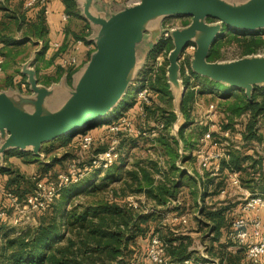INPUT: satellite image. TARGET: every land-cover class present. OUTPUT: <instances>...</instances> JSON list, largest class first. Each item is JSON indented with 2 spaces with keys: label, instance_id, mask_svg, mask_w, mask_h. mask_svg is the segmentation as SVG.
Masks as SVG:
<instances>
[{
  "label": "trees",
  "instance_id": "obj_1",
  "mask_svg": "<svg viewBox=\"0 0 264 264\" xmlns=\"http://www.w3.org/2000/svg\"><path fill=\"white\" fill-rule=\"evenodd\" d=\"M5 1L8 2L9 0ZM61 1L65 6V14L68 17L80 18L75 0ZM11 2L15 3L14 9L4 5L5 13L8 14L7 17H11L13 24L22 32L21 34H23V31L25 32L23 34L24 38L28 37V33L31 32L37 38V41L42 43L40 51L36 54V61H38L42 55L44 56L48 48L43 9L38 4L32 6H37L39 7L38 11L40 10L32 20L27 14L28 9L32 7L25 8L22 0H10L9 3ZM213 21L212 19L207 20L209 23ZM188 24L189 21L187 20L183 26H187ZM222 31H225V29ZM89 33L90 25L85 22L82 32L74 34L72 40L73 42L80 40L83 43L92 44L93 42L89 43L86 38ZM68 42L69 40H64L56 55L66 50ZM24 44L23 40L16 41L12 36H5L0 33V58L3 59L0 71H5L7 67L8 60H6V54L19 55L22 52L19 48H22ZM226 44H235L237 46L238 50H240L239 58L257 54L264 47V32L248 34L226 32L224 35L220 33L210 47L207 61H218L220 59V48ZM13 47L18 49H15L13 52ZM172 48L171 40H165L161 44H158V47L154 51H156L155 53L165 51L168 54ZM90 54H88V59ZM167 63L168 61L165 60V64ZM186 64L189 73L197 76L191 70L188 58ZM58 68L60 69V74H57L55 78L45 79L44 82L39 80L38 82L46 86L57 82L64 70L62 66H58ZM183 69L181 65L182 75L184 73ZM35 72L36 74L38 73L37 69H35ZM69 75L68 77L66 76L68 82L71 79ZM204 80L209 86L213 87L212 91L206 90V93H216L214 88L223 92L222 94L219 93L221 96L217 97L221 99L220 105L229 117L241 116L243 114L248 115L247 121L244 124L242 138L246 142L255 139L257 142L264 140L258 134V127L256 126L257 117L260 114H264V87L254 86L251 97L248 99L242 89H235L205 77ZM186 81L187 79H185V84ZM133 82L138 83L140 87L147 86L150 93L154 91L156 97L160 99H163V96H160L161 94H171L165 70L159 71L156 67L143 70L140 79ZM22 84L28 86L25 76H22L19 81L20 88ZM128 92L129 89L126 91L125 96ZM196 95L194 89H187L181 97L180 110L187 122L190 119L191 104ZM150 99L148 104L141 103L143 113L148 112V106L151 105ZM135 104L136 100L134 99L124 107H118L114 111L115 115L105 122L99 121L90 129L60 136L54 139L52 143L59 141L64 146H69L74 137H78L76 142H78V147L80 148L81 139L88 131L93 130L97 126L102 127L105 125V130L108 132V126L116 123L122 116L121 113L119 115L118 113L125 111ZM153 119L155 124H162V129L168 130L175 123L177 116L173 112L166 113L165 115L161 113ZM185 128L186 126H181L178 130V137L182 143V153L179 152V141L177 138L171 137L170 142L165 139L161 140L167 156V167L165 169H158L160 177L158 179H154L150 171L142 167L140 163H134L133 168L129 170L128 167H122L121 165L124 162H128V153L123 152L124 154H121L122 151H126L124 149L128 150V148H124L122 144L115 150L118 158L113 164L107 167L94 166L93 161L109 149L107 145H101L95 151L94 157L87 164L77 166L82 171L86 167L89 169H87L80 180L58 186L55 196L46 209L35 216L36 225L6 231L7 228L0 222V264H132L124 261L125 255L132 251L129 250V245H134L138 238H145L148 234L147 243L152 235L158 236L162 241L167 263L184 264L188 260L191 264H212L210 259L213 258L194 259L192 257L194 252L190 249L192 246L191 237L184 235L170 237L169 239L168 237H162L157 228L151 230V224L160 219V217H156V212L144 214L140 211L141 206H132L124 200L127 193H136L144 195V197L153 202V207L158 208L166 207L172 200H176L177 194L184 187L189 188V194L194 199H197V197L203 199L205 197L203 194L210 196L220 192L222 189L221 182L215 184L214 178L207 176L208 178H206L204 184L200 182L199 176L196 174L191 175L187 173V168L177 167L178 161L183 163L193 159L190 154L186 155V153H191L194 147H196L194 141L208 131L207 126L199 127L189 132ZM113 136L123 139L131 138L122 132L113 134ZM133 143L134 146L136 141ZM46 151L49 153L51 149ZM31 153L23 152L19 155L28 164L31 163L28 160L29 157L30 159L32 157V161L35 159V156ZM63 159L57 158L53 161L62 162ZM251 159V156L243 155L241 151H234L231 153L229 160L227 162L223 161L222 165L223 168L239 170L242 169L241 165L243 163ZM52 166V163H43L41 168L38 167L36 169L35 174L28 176L20 169L0 165V175L7 177L4 180L2 179L4 188L19 199H23L33 193L37 181L43 180L58 183L59 175L62 173H57L51 177L49 172H51ZM250 168L255 169V162H252ZM69 170L70 166L66 167L64 174H68ZM242 170L244 171V169ZM89 172L90 174H88ZM100 173H103L101 177L98 176ZM246 173L249 178V173ZM200 184L205 185L207 188L214 187V191L207 194L203 193V189L201 190L199 187ZM198 210H200L202 215L201 218L207 221L208 226L210 225L209 228L213 232H219L222 228H225V215L229 213V207L211 211L202 209L199 206ZM146 249L147 245L143 251L144 257ZM213 255L219 257H217L219 260L218 264H249L245 260L243 250L228 252L225 248H221L219 253H214ZM147 264L149 263L147 262Z\"/></svg>",
  "mask_w": 264,
  "mask_h": 264
},
{
  "label": "water",
  "instance_id": "obj_2",
  "mask_svg": "<svg viewBox=\"0 0 264 264\" xmlns=\"http://www.w3.org/2000/svg\"><path fill=\"white\" fill-rule=\"evenodd\" d=\"M93 1L79 4L82 17L94 28L88 38L94 50L73 84H67L65 75L59 84L49 87L38 82L32 65L40 43L21 69L29 94L12 89L0 92V160L10 150L38 155L44 143L90 129L110 113L136 78L138 44L149 35L150 46H156L160 22L171 16L190 18L187 26L170 31L173 48L167 56L166 77L174 96L184 94L177 61L191 43L196 46L190 61L194 74L242 89L248 99L254 86L264 87V56L253 54L227 63L207 61L210 47L223 29L264 30V0L240 4L226 0H138L108 16L98 12ZM208 19L214 21L209 23ZM61 101V107L52 110Z\"/></svg>",
  "mask_w": 264,
  "mask_h": 264
},
{
  "label": "rangeland",
  "instance_id": "obj_3",
  "mask_svg": "<svg viewBox=\"0 0 264 264\" xmlns=\"http://www.w3.org/2000/svg\"><path fill=\"white\" fill-rule=\"evenodd\" d=\"M138 0H126L127 5L133 4L134 2H137ZM230 3L240 4L244 3L247 0H226ZM5 0H0V33L4 34L5 36H12L14 40L21 41L23 40L25 42L24 46L22 48H19V50H22V52L17 55L13 56L6 54V60H8L7 67L5 68V71H0V92L5 91L8 89H12L15 91H19L23 94H28V86L25 84V91L22 92L21 88L19 87V81H14L12 79L14 76H17L21 74V69L25 62H27L34 54L36 50L40 48V41H37V38L34 37L31 32L28 33V37H23L22 32L17 29L16 25L13 24L11 17H7L8 14L5 12V6L10 8L14 7V2L9 3ZM5 5V6H4ZM163 19V18H162ZM187 20L190 22V18L182 17V16H171L168 17L160 22L161 30L159 31L160 35V41L158 44H161L164 39H162L163 33L168 30L171 31L175 28H183V24L187 22ZM82 21V20H81ZM85 21V19H84ZM86 22V21H85ZM83 22L80 23V26ZM264 32V30H261ZM256 31V32H261ZM227 31H222L221 34H226ZM158 32H156L157 35ZM230 33H246L248 32H236L232 31ZM147 35V34H146ZM47 38V37H46ZM171 40L170 38L168 39ZM151 38L148 35V38H145L140 44L137 46V60L138 64L136 65L134 69V78L135 80L140 79L142 71L145 69H149L151 67H156L159 71L165 70L167 74V68L168 63L165 64V60H167L168 54L165 53V51H161V53H155V48L158 47V44L156 47L154 45L150 46ZM15 49H18L16 47H13V52ZM196 49V46H194V49L191 51H185V53H181L178 57V65L179 67V81L182 83L184 87V92L187 89H194L196 92V96L193 99V103L191 104L190 109V119L187 122L181 113L180 110V102L179 99L181 96H174L173 92L170 90V95L161 94L160 96H163V99H160L156 97L155 92H151L148 96V98H151V105L148 106V112L143 113V107L141 106L142 103V97H138L136 95L137 90L139 89L140 85L138 86V83L132 82V84L128 87L129 92L126 94L125 97L122 98V100L116 105L113 110L106 114L107 116H104L100 121L105 122L109 118L113 117L115 115V110L118 107H124L126 104L131 103L134 99L136 100V104L129 107L125 111H121L118 113V115L121 113L122 116L119 120L124 119L125 120V126L129 127L127 129L130 130H122L121 132L124 134H127L131 138L123 139L121 137L113 136V134L108 133L105 128L106 126H97L91 131H88L86 135L90 136L92 138V143L87 150H81L78 147V142H76L78 137H74L71 144L68 146H64L61 142L55 141L52 143L46 142L44 143L40 150L38 155H34L35 159L32 161V157L29 162L31 163H25V159H23L19 154L23 153L19 150H10L3 154L1 157V164L2 166H11L15 169H20L23 173H25L24 170L21 168L28 167L30 165H34V171L33 174L36 173V169L39 167L41 168L43 166V163H52V169L51 172H49L50 176L53 177L57 173L64 174V171L66 167L71 166L74 164L77 166H80L82 164H87L91 158L94 157L95 151H97L101 145H107L108 148H112L113 152L119 148L120 144L124 145V149L126 151H122L121 154L128 153V162H124L122 167H128L129 169L133 168L134 163H140L142 167L146 168L148 171H150L152 177L154 179H158V169H165L167 167L166 161L167 156L166 152L164 150V146L161 143L162 139H165L166 141L170 142L171 137L177 138L179 141V152L182 153V143L179 140L178 137V130L181 126H186L185 129L189 131H193L199 127L207 126L208 130L216 131V133H212V136L215 138L214 140H221L223 137L220 135V132H222L224 129L231 127L232 133H235L236 129L235 126L233 128V124L239 125L238 129L243 130L244 124L247 121L248 117H242V116H234L229 117L227 113L222 109L223 107L220 105L221 99H219L217 96H221L223 92L217 88L215 89L216 93H206L205 91H212L213 87L209 86L206 81L204 80V77L202 76H195L189 73L186 61L187 58L189 59V63L192 59L193 53ZM157 50V49H156ZM185 50V49H184ZM148 53V54H147ZM147 54L146 58L145 55ZM240 54V50H238L237 46L235 44L231 45H224L222 48H220V59L218 60L221 63H227L234 61L238 59ZM258 55L264 56V47H262ZM144 58L146 59L144 62ZM36 60V55H35ZM144 62V64H142ZM43 64V62H42ZM44 65V64H43ZM181 65L184 68L183 75L181 74ZM53 67H55L53 65ZM75 67V66H74ZM72 68H64L63 73L61 74L63 77L72 76L76 69ZM11 70L9 74H11L10 79L8 77H5L6 70ZM7 73V72H6ZM36 73V72H35ZM57 74H60V69L58 67H55L53 69L52 75L53 78L56 77ZM22 75V74H21ZM25 76V75H22ZM66 77V79H67ZM50 78V77H49ZM5 79L7 82H5ZM26 79V77H25ZM185 79H187L185 84ZM21 80V79H19ZM45 78H41L40 81L44 82ZM134 80V81H135ZM5 83H7L5 85ZM8 85H10L8 88ZM23 89V88H22ZM23 89V90H24ZM127 89V90H128ZM201 92V93H200ZM218 92V93H217ZM220 93V94H219ZM231 93V92H230ZM233 93V91H232ZM65 96V95H64ZM172 97V98H171ZM217 97V98H216ZM62 101L58 104H55L52 108V110L57 109L58 107H61ZM153 104V105H152ZM214 105L215 109H210V106ZM170 112H173L177 119L173 126L170 129H162V127H156L158 124L154 123V119L158 115L162 114H168ZM147 113V114H146ZM148 117V118H147ZM258 127V134L262 136V139H264V114H260L257 117V125ZM124 128V127H123ZM81 131V130H78ZM230 132V136H231ZM187 134V133H186ZM234 134L231 136L233 137ZM195 138V137H194ZM201 137L196 139L195 144L197 146L198 141ZM133 139L136 141L135 145L133 146ZM123 142L121 143V141ZM194 140V139H193ZM253 143H259L255 140L248 141L243 145V149L245 150V147L249 144ZM51 149L49 153H47L46 150ZM55 149V150H54ZM227 149L229 150L230 147ZM197 147H194V149L191 151V153H186V155H191L193 157L192 160L186 161V162H177L178 168H187V173L194 175L196 174L199 176L200 182H203L205 184L206 178H208L207 171L205 168H203L201 164V154L197 157ZM57 158L63 159L62 162L53 161ZM114 158V157H113ZM118 157H115L113 159L112 164L115 162V160ZM33 162V163H32ZM78 168V167H77ZM88 167L83 169L82 172H86ZM89 170V169H88ZM220 176L214 178V183L221 182L222 188L226 184V178H227V170L226 168H222L220 172ZM26 174V173H25ZM90 174V172L88 173ZM186 174V173H185ZM103 173H100L98 176H102ZM6 176L0 175V179H6ZM99 178V177H98ZM212 178V177H209ZM203 186V187H202ZM200 189H203V193H211L214 191V187L207 188L205 185L200 184ZM226 193L207 196L203 194L205 197L194 199L189 194V188L184 187L182 188L179 193L177 194L176 200H172L166 207H153L154 204L151 200L144 197V195H139L136 193H127L124 200L128 202L130 205L134 206H141L140 211L144 214H151L152 212L156 214V217H160V219H157L155 222L151 224V230H154V228H157L160 231V235L164 238L168 239L170 237H178V236H189L192 238V246L191 250L194 252L192 257L194 259L203 258V256L208 258H213L219 262L217 259L218 256H214V253H219V250L222 248H225L230 251L228 247V234L230 232L231 223L233 221V214L231 207L234 206V204H237L238 201L235 198H232L230 195L236 194L237 190L234 188H230L227 186ZM230 194H229V193ZM239 198V196H237ZM120 200V199H118ZM198 205H197V204ZM201 206L202 209L206 210H219L221 208L229 207V213H226L225 215V228H222L219 232H213L208 226L207 221L205 219L201 218L202 215L200 213V210H198V207ZM180 217L185 218V222H181L179 220ZM198 218V219H197ZM36 221L32 223L29 226L36 225ZM7 229L6 231L11 230L10 225H7L6 223L3 224ZM1 232V231H0ZM149 235V234H148ZM148 235L143 238L140 237L136 240V243L134 245H129V250H132L128 252L125 257L124 261L128 263H136V264H147L145 257L143 256V251L147 245V237ZM219 258V257H218ZM168 264H174L169 262Z\"/></svg>",
  "mask_w": 264,
  "mask_h": 264
},
{
  "label": "built area",
  "instance_id": "obj_4",
  "mask_svg": "<svg viewBox=\"0 0 264 264\" xmlns=\"http://www.w3.org/2000/svg\"><path fill=\"white\" fill-rule=\"evenodd\" d=\"M50 0H25V6L30 8L35 4H38L43 9V13L46 16L49 12L48 3ZM68 15H63V20H67ZM170 38V31L166 30L162 39L168 40ZM76 45L83 44L78 40ZM194 44H189L185 51H191L194 49ZM55 49L60 48L58 44H54ZM3 59L0 58V65ZM77 64L75 56H60V65L63 68H72ZM21 88H25V84L21 85ZM150 90L147 86H141L137 90L136 95L142 97V103H149L148 96ZM210 109H215L214 105L210 106ZM242 117H248L243 114ZM120 119V118H119ZM108 126V132L110 134H116L129 127L125 126V120H119ZM162 127V124L156 127ZM237 128L235 133H232L231 127L224 129L220 132L223 139L214 140L210 129L201 136L197 144V157L201 154V166L207 171L208 177L216 178L220 176V172L223 168L222 162L228 161L231 153L234 151H241L242 154L251 156L253 160L257 161V167L255 169H248L250 178L256 184H259L261 190L255 192H249L242 188L240 180V171L237 169L226 168L227 178L225 186L220 190V194L226 193V188H234L241 192L240 201V213L233 217L231 223L230 232L228 234V246L231 251L243 250L245 260L249 264H264V140L259 143H253L247 145L245 150L243 145L246 141L242 138L243 130L238 129L239 125L233 124V128ZM124 127V128H123ZM231 136L234 134L233 137ZM92 143V138L88 135H84L81 139V150H87ZM227 147L230 149L228 150ZM109 148L105 153L100 154L95 161L94 166L107 167L112 164L113 159L117 157V154ZM114 157V158H113ZM84 172L79 170L75 165L70 166L68 174H60L59 182L52 181H37L35 189L32 194H29L23 199H19L11 192L4 188L3 180L0 179V222L10 225L11 229H20L25 226H29L35 222V216L44 211L48 204L55 196L58 186L62 184L73 183L82 178ZM181 222H185V218L180 217ZM204 259H210L203 256ZM145 259L149 264H168L165 259L164 245L160 238L156 235H152L147 243ZM212 264H218L215 259H210ZM184 264H191L190 261H185Z\"/></svg>",
  "mask_w": 264,
  "mask_h": 264
},
{
  "label": "crops",
  "instance_id": "obj_5",
  "mask_svg": "<svg viewBox=\"0 0 264 264\" xmlns=\"http://www.w3.org/2000/svg\"><path fill=\"white\" fill-rule=\"evenodd\" d=\"M22 1L25 5V0H22ZM83 1L84 0H75L77 10L80 14V18L69 17L67 20H63V15H65V6L62 3V1L61 0H50L49 1V3H48L49 12L46 16L44 15L45 16V21H44L45 22V28L47 30L46 40H47L48 48L45 51L44 56L42 55V57L38 61L35 60L34 64L32 65V68L34 70L37 69V71H38L37 74L35 73L38 81L41 80V78H45V79H48L49 77L53 78V76H50V75H52L53 69L55 67L61 66L60 65V56H66V57L67 56H75L77 59V64L74 67L76 69V71L71 76L70 81L69 82L66 81L68 85L73 84V82L75 81L76 74L79 73V71L87 63L88 54L93 51L94 44L93 43L92 44L83 43L81 45H76V43L73 42V40H72V38H73L72 36L74 34H80L82 32L84 25H85V21H84V18L82 17L81 10L79 9V4L83 3ZM93 5L98 12L108 16V14L115 13V12L121 10L123 7L127 6V3H126V0H94ZM25 8H27V7L25 6ZM38 9H39V7H37V6L28 9L27 14L30 16V19L33 20L35 18V16L40 11V10L38 11ZM81 22H83V24H82L83 26H80ZM93 32H94V28H90V33L86 37L87 41L89 43H91V41H89L88 38L93 35ZM65 39L69 40L68 47L66 48L65 51L56 55L57 49H55L53 47V45L58 44L59 46H62ZM53 57H55V58L52 60ZM42 62L44 65L42 64ZM53 65L55 67H53ZM6 72H5V77H8V79H10L11 74H9V73L11 72V70L10 69L6 70ZM21 78H22V75L19 74L17 76H14L12 79H14V81H20L19 79H21ZM61 78H62V76L60 77V79ZM60 79L55 83H50L48 85V87L51 86L52 84H54V85L59 84ZM5 82H7L6 79H5ZM39 83L42 84L41 82H39ZM6 84L7 83H5V85ZM9 86L10 85H8V88H10ZM23 91H25V89L24 90L22 89V92ZM23 94H24V92H23ZM25 95H27V94H25ZM243 155H245V154H243ZM252 162H255V168H256L258 162L253 160V158H252L248 162H245L241 165V168L244 169V171L242 169H239V171H240L239 176H240L242 188L246 191L251 192V193L261 190L260 185L254 183L250 177L248 178L247 173H246V172H248V169H250ZM21 169L24 170L28 176H32L33 171H34V165L32 164L28 167H23ZM234 193H236V194H233L230 196L232 198H235L238 201V203L234 204V206L231 207V209L233 211L232 213L233 214L235 213V215L233 217L237 216L240 213L239 198L241 195V192H239L238 190ZM237 196H239V198ZM230 251H231V249H230ZM232 252H234V251H232Z\"/></svg>",
  "mask_w": 264,
  "mask_h": 264
},
{
  "label": "bare ground",
  "instance_id": "obj_6",
  "mask_svg": "<svg viewBox=\"0 0 264 264\" xmlns=\"http://www.w3.org/2000/svg\"><path fill=\"white\" fill-rule=\"evenodd\" d=\"M107 116V115H106Z\"/></svg>",
  "mask_w": 264,
  "mask_h": 264
}]
</instances>
